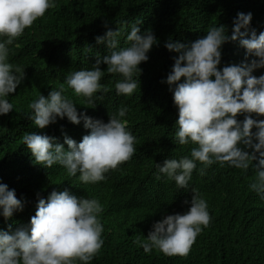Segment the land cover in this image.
<instances>
[{
	"label": "trees",
	"instance_id": "obj_1",
	"mask_svg": "<svg viewBox=\"0 0 264 264\" xmlns=\"http://www.w3.org/2000/svg\"><path fill=\"white\" fill-rule=\"evenodd\" d=\"M240 12H251V28L257 34L264 32V0H56V6L10 46L9 62L21 68L24 80L10 94L14 110L0 116V181L15 189L17 197L26 203L11 219L0 216V230L30 225L38 196L47 199L53 190L67 189L78 197L96 198L103 206L99 218L104 226V244L90 264H264V199L249 188L258 159L247 172L214 163L201 174L203 165L198 162L188 189H179L174 180L157 179L154 174L156 163L189 155L194 147L175 143L178 109L164 81L178 54L169 52L165 42L171 37L190 46L206 35L210 25L218 24L227 26L231 34ZM136 20L142 21V32L153 30L159 45L140 65L142 73L136 77L140 83L135 92L117 95L119 74L108 73L107 65H101L105 71L101 83L110 91L96 101V107L86 104L85 98L75 96L71 89L65 93L79 112L104 122H108L109 113L121 105L128 106L126 119L136 137L135 154L105 173L106 179L87 184L78 179L79 174L72 177L59 165L46 169L35 164L23 143L25 133L47 134L64 143L65 136L80 142L90 130L83 121L77 125L67 118L39 129L28 118L31 101L40 94L47 97L52 88L59 89L68 72L90 69L98 55L108 54L107 45L96 41L107 31L105 22L112 30L121 28L120 46L125 47L131 22ZM245 57L246 49L238 42L226 43L220 67L238 64ZM253 74L264 75V68ZM244 118L245 114L238 116L240 121ZM192 188L206 199L211 219L189 253L168 256L157 249L145 252L137 241L147 238L154 223L167 215L188 211Z\"/></svg>",
	"mask_w": 264,
	"mask_h": 264
},
{
	"label": "clouds",
	"instance_id": "obj_2",
	"mask_svg": "<svg viewBox=\"0 0 264 264\" xmlns=\"http://www.w3.org/2000/svg\"><path fill=\"white\" fill-rule=\"evenodd\" d=\"M55 6L56 0H0V116L14 110L9 97L24 80L21 68L9 62L10 46ZM252 19L251 12L238 13L231 34L223 24L210 25L206 35L190 46L171 37L165 42L169 52L178 54L164 81L178 109L175 143L194 147L189 155L156 163L157 179L166 177L174 180L177 188L188 189L198 162L203 165L201 174L214 163L247 172L258 159L249 188L264 199V119L252 116H264V75L253 74L264 68V32L257 34L251 28ZM141 24V20L131 22L127 46L121 47V28L112 30L105 22L107 31L96 41L107 45L108 54L98 55L90 69L68 72L59 89L52 88L47 97L40 94L31 101L28 118L39 129L67 118L77 125L83 121L90 130L80 142L65 136L64 143L47 134L25 133L23 143L35 164L46 169L59 165L72 177L79 174L78 179L87 184L106 179L105 173L132 158L136 137L128 128V106L121 105L104 122L79 112L65 93L71 89L75 96L84 97L86 104L96 107V101L110 91L101 83L105 75L101 65H107L108 73L120 76L115 83L117 95L133 94L140 83L136 78L142 73L140 65L159 45L153 30L142 32ZM229 42H238L246 49V57L221 69L223 47ZM241 114H245L243 121L238 120ZM191 192L188 211L167 215L154 223L147 238L137 241L145 252L157 249L168 256L189 253L211 219L206 199L195 188ZM25 203L15 189L0 181V216L11 219L24 210ZM102 210L98 199L78 197L67 189L53 190L47 199L38 196L30 225L0 230V264H90L104 244V226L99 218Z\"/></svg>",
	"mask_w": 264,
	"mask_h": 264
}]
</instances>
